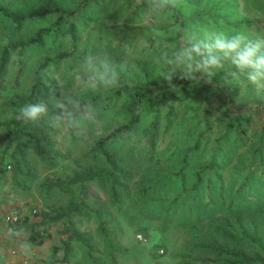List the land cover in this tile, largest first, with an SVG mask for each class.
I'll return each mask as SVG.
<instances>
[{
  "label": "trees",
  "instance_id": "trees-1",
  "mask_svg": "<svg viewBox=\"0 0 264 264\" xmlns=\"http://www.w3.org/2000/svg\"><path fill=\"white\" fill-rule=\"evenodd\" d=\"M251 5L179 0L176 8L146 15L147 0H0L3 160L34 180L28 150L54 171L72 152L56 147L58 129L44 119H16L25 104L50 101L55 90L58 96V80L90 114L81 117L82 128L100 134L75 160L71 175L48 176L42 184L45 192L64 194L65 206L32 210L9 234L27 231L28 241L39 246L61 222L70 229L65 248L71 241L86 243L73 219L94 212L106 236L102 212L86 203L84 185L95 182L117 211L129 203L163 225L181 227L189 250L212 254L213 264H264V92L224 70L210 82L175 77L172 87L159 77L163 63L154 62L188 34L203 38L220 31L255 39L260 35L248 16ZM101 51L118 71L123 65L119 87L87 88L85 74L76 72L85 55ZM65 128L64 139L76 143L81 130Z\"/></svg>",
  "mask_w": 264,
  "mask_h": 264
},
{
  "label": "rangeland",
  "instance_id": "rangeland-1",
  "mask_svg": "<svg viewBox=\"0 0 264 264\" xmlns=\"http://www.w3.org/2000/svg\"><path fill=\"white\" fill-rule=\"evenodd\" d=\"M253 5L251 19L258 23V35H264V0H251ZM253 10V11H252ZM206 12V11H205ZM201 16L205 17L206 13ZM253 22V23H254ZM261 30V32H260ZM254 31V35H257ZM30 66H32L30 64ZM28 67V70L30 68ZM66 83L68 81L66 80ZM69 84V83H68ZM4 106L0 107V121L4 118ZM47 121V118H43ZM55 136L56 147L65 154H69L65 161L59 163V168L54 171L39 162L33 151L28 150L27 167L31 169L34 180L26 179L24 175L15 173L13 167L3 160L2 152L6 147L5 132L0 128V248H28L27 232L11 235L5 223V217L9 210L16 207L21 216L28 215L32 210L49 211L60 206H65L67 197L54 189L45 192L42 184L46 177H64L71 175L75 168V160L81 161V157L92 144L93 140L100 136L99 132L81 129V134L76 143L69 144L66 139V128L58 129ZM82 163H84L82 161ZM10 167V168H9ZM139 166H134L139 170ZM9 168V169H8ZM3 170V171H2ZM87 196V205L93 211L100 210L104 221V236L98 230L99 219L95 213L90 216H82L73 219V227L80 233H84V241H71L68 247L65 242L70 230L64 223L52 225L50 233L43 239L42 245L36 248H48L49 257H54V264H213L212 254L201 250H189L187 246L189 237L187 233L174 224L163 225L154 219L151 213L126 203L122 210L110 205L95 182L84 185ZM249 224V220H248ZM246 226V224H245ZM249 227V226H248ZM137 233L147 238L146 244L138 243L134 236ZM24 239V240H23ZM27 239V240H26ZM65 244V245H64ZM34 246V245H33ZM30 247V246H29ZM33 248V247H30ZM163 249L161 256L155 254L156 249ZM55 251V252H54ZM52 261V260H51Z\"/></svg>",
  "mask_w": 264,
  "mask_h": 264
},
{
  "label": "clouds",
  "instance_id": "clouds-1",
  "mask_svg": "<svg viewBox=\"0 0 264 264\" xmlns=\"http://www.w3.org/2000/svg\"><path fill=\"white\" fill-rule=\"evenodd\" d=\"M178 3L179 0H147L146 15L167 12L176 8ZM154 31L157 35H163L156 29ZM154 62L163 63L164 70L159 77L172 87L175 77L197 83L203 77L210 82L218 70H224L225 76L233 81L244 77L255 86L258 94L264 92V35L250 39L243 33L229 36L220 31L207 32L203 38L188 34L181 37L180 46L171 54L163 52ZM226 64L229 65L227 69ZM122 71L123 65L118 71L107 51L88 53L76 68L77 73L85 74L84 86L91 89L119 87ZM77 79L80 77L77 76ZM64 83L63 80L57 81L58 96L55 90L50 101L25 104L19 109L16 119L35 123L47 118L50 128L81 130V117L90 114L85 112L78 94L65 92Z\"/></svg>",
  "mask_w": 264,
  "mask_h": 264
},
{
  "label": "crops",
  "instance_id": "crops-1",
  "mask_svg": "<svg viewBox=\"0 0 264 264\" xmlns=\"http://www.w3.org/2000/svg\"><path fill=\"white\" fill-rule=\"evenodd\" d=\"M15 210L16 207L11 208L9 212ZM23 244H21V248H0V264H54V255L52 259L49 257L48 248H36L27 241L25 245L28 248H23Z\"/></svg>",
  "mask_w": 264,
  "mask_h": 264
},
{
  "label": "built area",
  "instance_id": "built-area-1",
  "mask_svg": "<svg viewBox=\"0 0 264 264\" xmlns=\"http://www.w3.org/2000/svg\"><path fill=\"white\" fill-rule=\"evenodd\" d=\"M20 218H21V215L19 214L18 211H11L5 217V223L7 224L8 228H11V227L15 226L16 224H18ZM134 238H135V240L138 243H141V244H146L147 243V238L143 234H141V233L135 234ZM155 252H156L155 253L156 255L161 256V255H163L164 250L158 248V249H156Z\"/></svg>",
  "mask_w": 264,
  "mask_h": 264
}]
</instances>
